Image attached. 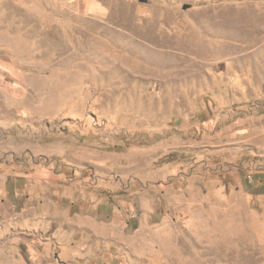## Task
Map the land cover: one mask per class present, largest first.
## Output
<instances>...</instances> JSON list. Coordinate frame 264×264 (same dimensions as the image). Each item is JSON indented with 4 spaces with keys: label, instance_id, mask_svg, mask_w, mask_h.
<instances>
[{
    "label": "rangeland",
    "instance_id": "obj_1",
    "mask_svg": "<svg viewBox=\"0 0 264 264\" xmlns=\"http://www.w3.org/2000/svg\"><path fill=\"white\" fill-rule=\"evenodd\" d=\"M256 172L264 0H0V264H264Z\"/></svg>",
    "mask_w": 264,
    "mask_h": 264
},
{
    "label": "trees",
    "instance_id": "obj_2",
    "mask_svg": "<svg viewBox=\"0 0 264 264\" xmlns=\"http://www.w3.org/2000/svg\"><path fill=\"white\" fill-rule=\"evenodd\" d=\"M257 181H261V183L264 184V173L256 172L245 176V183L250 188L256 186Z\"/></svg>",
    "mask_w": 264,
    "mask_h": 264
},
{
    "label": "water",
    "instance_id": "obj_3",
    "mask_svg": "<svg viewBox=\"0 0 264 264\" xmlns=\"http://www.w3.org/2000/svg\"><path fill=\"white\" fill-rule=\"evenodd\" d=\"M140 1H146V0H140ZM184 7L186 8V7H187V5H184Z\"/></svg>",
    "mask_w": 264,
    "mask_h": 264
}]
</instances>
